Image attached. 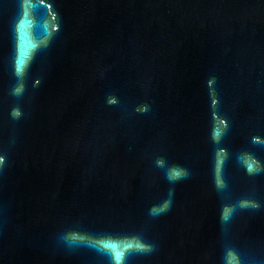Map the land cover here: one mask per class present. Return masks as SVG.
<instances>
[{
    "label": "water",
    "instance_id": "95a60500",
    "mask_svg": "<svg viewBox=\"0 0 264 264\" xmlns=\"http://www.w3.org/2000/svg\"><path fill=\"white\" fill-rule=\"evenodd\" d=\"M0 264H264V0H0Z\"/></svg>",
    "mask_w": 264,
    "mask_h": 264
}]
</instances>
